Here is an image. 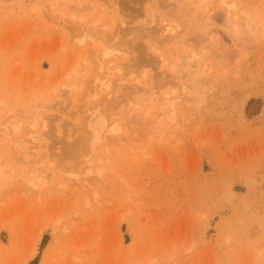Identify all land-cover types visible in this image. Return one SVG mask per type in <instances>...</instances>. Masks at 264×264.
<instances>
[{
  "label": "rangeland",
  "instance_id": "rangeland-1",
  "mask_svg": "<svg viewBox=\"0 0 264 264\" xmlns=\"http://www.w3.org/2000/svg\"><path fill=\"white\" fill-rule=\"evenodd\" d=\"M49 1L0 0V121L44 114L49 155L0 137V264H264V0ZM84 27L128 52L120 136L93 151ZM88 153L103 173L83 186L67 172Z\"/></svg>",
  "mask_w": 264,
  "mask_h": 264
},
{
  "label": "bare ground",
  "instance_id": "bare-ground-1",
  "mask_svg": "<svg viewBox=\"0 0 264 264\" xmlns=\"http://www.w3.org/2000/svg\"><path fill=\"white\" fill-rule=\"evenodd\" d=\"M50 1H49V7L50 8L47 6L48 12L51 14V17L54 18L57 16L56 13L60 12V10H58L57 12L54 10V8H56V6H58L59 1H57V0H54L51 2ZM31 2H33V1H31ZM35 2H36V0H35ZM233 6H235V5L230 4L226 8L228 11H230V9ZM91 7H93V9H94V7H96V6L93 5ZM223 7H225V6H223ZM221 8H222V6H221ZM83 10H84L83 7L79 8L78 12H81ZM54 12H56V13H54ZM76 13L72 12L70 16L75 18ZM99 16H100V14H99ZM79 18L82 19L84 17L79 16ZM100 19H101L100 17H97L94 21H91L92 22L91 24L97 25V23H99ZM58 22L56 24H58ZM58 25H60V27L65 26L62 23L61 24L59 23ZM172 25H166V28H165V38L167 37L168 40L169 39L171 40V37H174V35H175L174 28H173L174 25L173 26ZM91 29L92 30H88V28L84 27L79 32L77 31L76 40H77V44H79V45H85L86 43H92L94 47H97L96 48V52H97L96 53V59H97L96 61H97L98 66H99L98 67L99 71L103 72V74L105 75V76L102 75V77L96 78V80H97L96 84L97 85L94 87V90L92 92H90L89 95H87L88 102H90V100H91L93 103L91 102L92 106L90 105V107L87 108V111L89 112L88 113L89 116L87 117L88 121L86 122V125H87V128H89V130L91 132V135H90L91 138L86 136V141H87V138L90 139L89 144L91 146L90 147L91 150L93 151V150H95L98 142H100L103 138H105L106 134L107 135L111 134L114 136H117V135L120 136L119 132L121 131V127H119L118 124L115 123L116 121H113V119L111 120V118L113 116L111 114L109 115V113H108L109 111L107 112V110L110 107L108 109L106 107L110 105V102L113 99L114 92H117L121 88V85H125V83H127L129 80L124 78V76L120 75V71L125 67L124 65H126V64H123L122 62L128 56V52L123 51V50L121 51L120 49H119V51H118V49H117V51H115L116 49H114V47L106 46V45L102 44L101 42L97 41L95 38L97 33L94 34L96 32V28L94 30H93V28H91ZM173 39H175V38H173ZM115 52H117V53H115ZM188 57H189V55H188ZM160 58H163V57L160 56ZM177 58H178V56H177ZM118 60H120V61H118ZM183 61H184V59H183ZM186 63L188 64L187 65L188 69H189V67L191 68V66H189V58L186 61ZM76 67H77L76 64L73 65L71 68V71H69V73L66 75L70 76L72 71L73 72L76 71ZM181 72L183 73L184 71H181ZM181 72L179 74H181ZM114 75H119V77L116 78V80L115 79L113 80ZM182 87H183V89H187L186 85H183ZM138 91H140V90L137 88H134L135 93H137ZM133 94H131V95H133ZM166 96H168V94ZM166 96H165V98H166ZM175 99L174 100H172V99L167 100V98H166L165 102L168 103V101H169V103H171L172 101H175ZM4 103H5V100L0 99V106H1V104H4ZM129 104H131L130 106L134 105L136 107V106H138L139 103L136 102V100H133V101L131 100V102ZM160 104H159V106H160ZM104 108H106L107 113L104 111ZM101 111H103V112H101ZM10 112H11L10 113L11 115L9 114L10 116H9V118L7 117V119L12 120V122L8 121L7 119H4L5 121L2 119L3 122H2V120L0 121V137H2V136L10 137L12 139L11 142H13V146L15 147L16 150H19L21 154H25L26 152L27 153H33L36 156L41 154L42 156H46L48 158L49 157L48 152H40V150L43 149V147H44V135L46 134L45 130L47 128V122H46L44 114L38 113L37 115L33 116L31 119L28 118V119H30V122L23 123V122L14 121L15 117L13 115L12 110ZM145 114L146 113H144L143 115H145ZM130 115H132V114H130ZM13 121H14V123H13ZM23 127H25L24 128L25 132H22ZM20 149H22V151ZM89 155H90V153H88V155H86L87 157L77 165V168L80 171L78 170V172H75L73 170L70 171V169H69V171L67 172V174L69 175L70 178L72 177V178L76 179V181H80V184L83 186L89 182L88 176H91L94 174L101 175L103 173L102 168L97 167V169H95V167L97 165L95 166L96 163L94 164V162L90 159ZM101 160H102L101 158L98 159V161H101ZM78 162H76V164ZM42 173L40 175H38L36 178V179H38L37 187H41V188L45 183H47V178ZM2 175L3 174L0 172V177ZM2 178H3V176H2ZM0 181H1V179H0ZM61 184L63 185V183H61ZM95 195L97 196L98 193L96 192ZM86 203L88 204L89 200H86Z\"/></svg>",
  "mask_w": 264,
  "mask_h": 264
}]
</instances>
